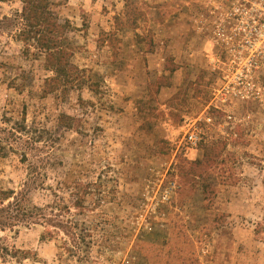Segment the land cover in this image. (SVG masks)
<instances>
[{
    "label": "rangeland",
    "instance_id": "374dc122",
    "mask_svg": "<svg viewBox=\"0 0 264 264\" xmlns=\"http://www.w3.org/2000/svg\"><path fill=\"white\" fill-rule=\"evenodd\" d=\"M51 1L82 78L46 94L45 55H25L18 38L23 0H0V191L18 192L47 159L53 187L57 172L94 184L77 217L100 228L82 261L44 226L0 230V264H264V36L243 41L248 10L239 16L238 0ZM205 147L214 167L180 171Z\"/></svg>",
    "mask_w": 264,
    "mask_h": 264
},
{
    "label": "trees",
    "instance_id": "16d2710c",
    "mask_svg": "<svg viewBox=\"0 0 264 264\" xmlns=\"http://www.w3.org/2000/svg\"><path fill=\"white\" fill-rule=\"evenodd\" d=\"M52 6L51 0H23L22 11L15 16L20 25L18 38L25 47V55H28L30 48L34 46L45 55V66L54 74L53 77L45 80L44 92L46 94L57 91L60 87H64L67 92V87L73 89V81L80 83L79 80L82 78L79 76L75 78V73H79L81 70L71 64L73 51L67 36L68 27L66 28L59 22ZM116 22L117 29L125 26V22L119 16L116 18ZM105 39L110 42L112 39H116L115 34L106 33ZM91 91L98 92V86L92 88ZM59 122L63 128L75 130L78 133L79 129L76 126L75 118L62 115ZM164 144L169 145L168 142H164ZM0 148L2 151L6 150L2 141ZM2 155H5V152ZM216 157L210 155L208 148L205 147L203 155L194 162H188L181 158L177 166L184 173L200 175L214 167L213 164L217 162ZM39 165L29 166L26 180L18 192L14 190L0 191V230L5 231L20 226H44L49 229L50 236L52 233L54 234L53 231L65 236L67 239L63 244L64 252H69L73 257H77L78 261H82L83 254L86 256L93 244L94 230L98 231L100 228L99 223L95 220L91 221V225L88 227L78 218L86 216L84 210H87V206L85 203L87 197L93 193L94 184L84 183L79 173L57 172L56 186L53 187L48 184L49 175L45 168L47 166L54 167V164L44 159L40 161ZM32 191L49 194L47 196H51L53 199L45 204L37 205L30 198ZM65 194L68 195V198ZM72 210L75 211V214H72ZM87 239L89 240L86 242ZM7 251L6 249V254ZM15 253L20 252L15 251ZM128 263L132 262L129 260Z\"/></svg>",
    "mask_w": 264,
    "mask_h": 264
},
{
    "label": "built area",
    "instance_id": "2783aa9c",
    "mask_svg": "<svg viewBox=\"0 0 264 264\" xmlns=\"http://www.w3.org/2000/svg\"><path fill=\"white\" fill-rule=\"evenodd\" d=\"M238 13L240 15L247 14L248 10V17H249V26L254 31H249L250 35H247L245 33V27L243 26L242 31L244 33L243 35V41H247L250 43V36H255V40L257 39V42H261V38L264 36V0H238ZM248 6V7H247ZM242 25H244V20H241ZM249 38V39H246ZM189 142L192 144V146H197L198 138L195 134L189 135Z\"/></svg>",
    "mask_w": 264,
    "mask_h": 264
}]
</instances>
